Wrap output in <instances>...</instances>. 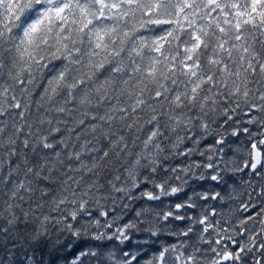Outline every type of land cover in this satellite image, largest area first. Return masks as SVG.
Wrapping results in <instances>:
<instances>
[{
    "label": "snow or ice",
    "instance_id": "1",
    "mask_svg": "<svg viewBox=\"0 0 264 264\" xmlns=\"http://www.w3.org/2000/svg\"><path fill=\"white\" fill-rule=\"evenodd\" d=\"M0 264H264V0H0Z\"/></svg>",
    "mask_w": 264,
    "mask_h": 264
},
{
    "label": "trees",
    "instance_id": "2",
    "mask_svg": "<svg viewBox=\"0 0 264 264\" xmlns=\"http://www.w3.org/2000/svg\"><path fill=\"white\" fill-rule=\"evenodd\" d=\"M209 138H211V137H209ZM208 138V139H209ZM208 141V140H207ZM206 141V142H207ZM244 141V142H243ZM208 143V142H207ZM239 143H244V146H245V143H246V137H243V136H241L240 138H239V140H237L235 137H229V140H228V144L230 145V147H226L225 148V150H226V153H227V156H226V158H228V157H233V156H235L236 158H240L242 155H243V151H241V152H239V153H237L235 150V148H236V146H237V144H239ZM237 148H239V147H237ZM244 148V147H243ZM232 149V150H231ZM232 151V152H231ZM229 153V154H228ZM232 153H233V155H232ZM197 159H199V157H196Z\"/></svg>",
    "mask_w": 264,
    "mask_h": 264
},
{
    "label": "flooded vegetation",
    "instance_id": "3",
    "mask_svg": "<svg viewBox=\"0 0 264 264\" xmlns=\"http://www.w3.org/2000/svg\"><path fill=\"white\" fill-rule=\"evenodd\" d=\"M238 146V145H237ZM237 146H236V148H237ZM205 187H207V185L205 186ZM209 204H215V206L218 208V209H220V208H224L225 210H226V208H227V204H220V203H216V202H209Z\"/></svg>",
    "mask_w": 264,
    "mask_h": 264
},
{
    "label": "bare ground",
    "instance_id": "4",
    "mask_svg": "<svg viewBox=\"0 0 264 264\" xmlns=\"http://www.w3.org/2000/svg\"><path fill=\"white\" fill-rule=\"evenodd\" d=\"M244 137V136H243ZM208 143H212V138H209L208 139V141H207ZM207 142H205V143H207ZM244 142V141H243ZM238 146L237 147H239V148H241V149H243V147H244V143H239V144H237ZM228 148V147H227ZM235 149H237V148H235ZM232 150V149H231ZM225 152H226V150H225ZM232 152V151H231ZM229 154V153H228ZM232 155H233V153H232Z\"/></svg>",
    "mask_w": 264,
    "mask_h": 264
}]
</instances>
